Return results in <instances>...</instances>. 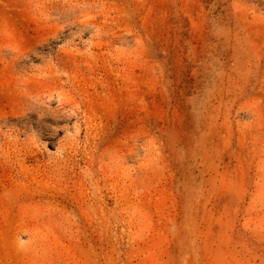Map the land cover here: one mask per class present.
I'll return each instance as SVG.
<instances>
[{"label": "rangeland", "instance_id": "1", "mask_svg": "<svg viewBox=\"0 0 264 264\" xmlns=\"http://www.w3.org/2000/svg\"><path fill=\"white\" fill-rule=\"evenodd\" d=\"M0 264H264V0H0Z\"/></svg>", "mask_w": 264, "mask_h": 264}]
</instances>
